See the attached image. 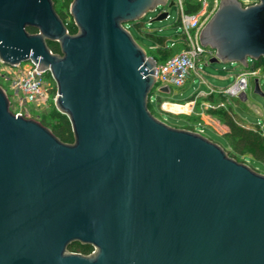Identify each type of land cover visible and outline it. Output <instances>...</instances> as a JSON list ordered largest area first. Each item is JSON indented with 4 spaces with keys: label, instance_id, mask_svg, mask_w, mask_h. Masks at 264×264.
Returning <instances> with one entry per match:
<instances>
[{
    "label": "water",
    "instance_id": "water-1",
    "mask_svg": "<svg viewBox=\"0 0 264 264\" xmlns=\"http://www.w3.org/2000/svg\"><path fill=\"white\" fill-rule=\"evenodd\" d=\"M168 3L71 0L72 33L55 0H0L1 62L50 70L74 135L16 114L0 85V264H264V173L149 107L157 61L128 24ZM200 41L210 62L264 59V0H220Z\"/></svg>",
    "mask_w": 264,
    "mask_h": 264
},
{
    "label": "rangeland",
    "instance_id": "rangeland-1",
    "mask_svg": "<svg viewBox=\"0 0 264 264\" xmlns=\"http://www.w3.org/2000/svg\"><path fill=\"white\" fill-rule=\"evenodd\" d=\"M63 1L64 0H55V7L57 10L62 11L65 8L63 7ZM245 1L248 3L251 0ZM162 11H168L169 15L163 19H155ZM66 18L67 20L71 19L69 15H67ZM140 23L141 24L139 26L134 24H128V26L134 38L144 47L148 56L154 57L158 63H162L164 59L188 47V43L183 37L184 29L180 23V9L177 2L173 5H170V3L160 5L155 11H150L143 18H141ZM153 35L164 36L168 43V50H164L162 45L157 42L156 37ZM211 49L215 54L213 48ZM210 58L211 54L206 53L201 59L197 60V66L189 74L184 86L179 87L171 84V92L169 94L162 93L154 89V100L151 104L153 107L158 109L157 112H155V115L166 122L168 121V123L174 126L182 127L187 124L188 127L184 128L194 131L200 132L199 127L201 126L211 128L218 133H223V131L228 128L224 126L223 122L218 120L215 115V110L219 106H224V108L232 110L230 104L231 102L235 107L236 112H238L236 109L238 108L243 113H246L248 117L245 119L247 121L255 124L264 123V95L254 92L251 87H249L247 91L240 94V97L244 102L249 100L246 105L239 104L235 96H229L230 98H227L228 95L221 91H209L210 86L224 88L231 85L236 80L237 72L245 68L238 62H210ZM252 64L253 62L250 61V66H252ZM259 66L262 67L260 75L263 77L261 80L262 92H264V60L259 63ZM5 69L6 65H4V63L0 60V85L5 88L9 95L12 93V90L10 81L5 79L3 76ZM45 78L48 80L52 98H54L57 94V83L51 72H47L45 74ZM254 78L255 77H250V84H253ZM204 90L206 93L201 94ZM166 98L180 102H164L159 107V103ZM187 100H194V105H190V103L184 104ZM51 102H53V99L49 102L48 106L42 107L29 104L28 107L31 111L30 117L35 118L38 121L45 120L46 123L51 122L50 113L53 109ZM11 108L12 110L14 109L13 107ZM166 111L174 113L167 114ZM202 134L212 138L216 142L221 143V140L210 130H207ZM242 161L251 165L248 158H245ZM253 168L261 173H264V170L258 166ZM69 247L71 251H78L81 249L78 243H73ZM90 249H94V247L92 246L88 249V251H90Z\"/></svg>",
    "mask_w": 264,
    "mask_h": 264
},
{
    "label": "built area",
    "instance_id": "built-area-1",
    "mask_svg": "<svg viewBox=\"0 0 264 264\" xmlns=\"http://www.w3.org/2000/svg\"><path fill=\"white\" fill-rule=\"evenodd\" d=\"M170 1V0H169ZM177 2L180 9V23L183 26L184 40L188 43V47L180 52L168 57L162 63L157 62V91L161 85L174 84L176 86H184L189 74L196 68L198 59H201L206 53L214 55L212 49L203 45L200 41V34L218 8L220 0H192L199 4V9L194 12L186 10V0H173ZM244 5L251 4L256 0L246 3L241 0ZM214 51V50H213ZM6 69L3 73L5 79L10 81L12 93L9 94L11 107L16 114H22L26 117L31 116L28 107L33 104L37 107L48 106L53 99L55 102L56 95L52 98L51 89L48 80L45 78L50 70H38V64L33 60L22 61L15 65L5 64ZM262 71V67L257 65L253 67H245L236 74V80L223 90H219L228 96L240 97L250 87V77H256ZM215 88H210V92H216ZM241 98V97H240ZM154 95H150V101L153 102ZM264 134V123L259 125ZM204 133V128L199 129Z\"/></svg>",
    "mask_w": 264,
    "mask_h": 264
},
{
    "label": "trees",
    "instance_id": "trees-1",
    "mask_svg": "<svg viewBox=\"0 0 264 264\" xmlns=\"http://www.w3.org/2000/svg\"><path fill=\"white\" fill-rule=\"evenodd\" d=\"M64 6L65 7L62 11L57 10L61 17L63 18L64 22L68 26V29L70 32L75 33L77 31V26L74 23V20L70 14L69 7L71 4V0H64ZM199 9V4L196 1L192 0H186V10L188 12H194ZM69 15L71 17L70 20H67L66 16ZM141 23L140 21L136 22V26H139ZM28 30L30 31H36V28L29 27ZM152 36V35H151ZM156 37L157 42L162 45V48L164 50L167 49V40L164 36L161 35H153ZM49 46L54 52H61L60 45L58 42L54 41H48ZM152 45V44H151ZM167 59V58H166ZM164 59V61L166 60ZM264 60L260 59L258 61H255L252 66H257L259 63ZM155 90H157V86L155 87ZM154 91V90H153ZM152 91V95H153ZM237 102H244L241 100L240 97H236ZM166 99H163L159 103V107L161 104L166 101ZM173 102H180L173 100ZM53 105V109L50 113L51 122L46 123L45 120H42L41 122L48 126L59 138H61L65 142H73L74 141V135L72 131V125L71 122L66 114H63L60 112L56 105L54 104V101L51 102ZM152 102L149 101V107L152 110V112L155 114L157 112V108L153 107ZM232 110H229L227 108H224V106H219L215 110V115L223 122L227 127L228 131L223 134L224 141H221L220 144L224 146V148L227 150L230 156L236 158L239 161L244 160L245 158L249 159L250 164L252 167H260L262 170H264V134L262 133V130L260 129L259 125H256V127H247L243 124H241L236 118L237 113L235 111V107L230 102ZM167 114H171L172 112L166 111ZM168 122V121H167ZM182 127H188V125H183ZM212 139V138H211ZM78 245L81 247L80 250H84L87 245L81 244L77 242Z\"/></svg>",
    "mask_w": 264,
    "mask_h": 264
},
{
    "label": "crops",
    "instance_id": "crops-1",
    "mask_svg": "<svg viewBox=\"0 0 264 264\" xmlns=\"http://www.w3.org/2000/svg\"><path fill=\"white\" fill-rule=\"evenodd\" d=\"M261 79L263 78L262 77V75H258ZM262 81V80H261ZM170 87V92H171V86H169ZM228 87V86H227ZM227 87H224V88H216V87H213V86H210V88H215L216 90H223V89H225V88H227ZM250 87L252 88V90L254 91V85L253 84H251L250 85ZM210 91V90H209ZM169 92V93H170ZM169 93H167V94H169ZM206 92H205V90L204 91H202L201 92V94H205ZM227 98H230L229 96L227 97ZM190 99V98H189ZM242 100V99H241ZM177 101V100H176ZM249 101V100H248ZM247 101V102H248ZM164 102H172V103H178V102H173V99H169V98H167V100L166 101H164ZM163 102V103H164ZM247 102H239V104H241V105H246V103ZM186 103H190V105H194V103H195V101L194 100H187V101H185V103L184 104H186ZM182 104V103H181ZM222 105V104H221ZM237 110H238V113H237V119H238V121L241 123V124H243V125H245V126H247V127H254V126H256V125H260V124H255V123H252V122H249V121H247L245 118H247L248 116L246 115V113H243L241 110H239L238 108H236ZM169 112H171V111H169ZM258 112H259V110H258ZM172 113H174V112H172ZM185 119V118H184ZM186 120V119H185ZM224 124V123H223ZM224 126L225 127H227L225 124H224ZM200 129L201 128H204V130L205 131H207V130H210L211 132H213L214 133V135L215 136H217L221 141H224V138L222 137L223 136V134L225 133V132H227L228 131V129H225L224 131H223V133H218V132H216L215 130H213V129H211V128H206V127H199ZM228 128V127H227Z\"/></svg>",
    "mask_w": 264,
    "mask_h": 264
},
{
    "label": "flooded vegetation",
    "instance_id": "flooded-vegetation-1",
    "mask_svg": "<svg viewBox=\"0 0 264 264\" xmlns=\"http://www.w3.org/2000/svg\"><path fill=\"white\" fill-rule=\"evenodd\" d=\"M29 27H32V26H29ZM29 27H27V29ZM33 28H36V27H33ZM28 31H30V30H28ZM37 31H38V29L36 31H30V32H33L34 33V32H37ZM91 247H92L91 245H87V247L84 250H78L76 252H80V253H83V254H90L93 251V249H90V251H88V249L91 248Z\"/></svg>",
    "mask_w": 264,
    "mask_h": 264
}]
</instances>
